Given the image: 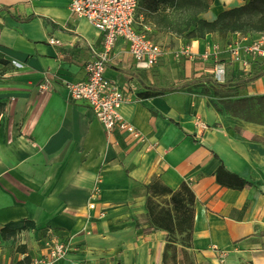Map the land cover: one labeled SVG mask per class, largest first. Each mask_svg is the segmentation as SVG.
<instances>
[{"label": "crops", "instance_id": "1", "mask_svg": "<svg viewBox=\"0 0 264 264\" xmlns=\"http://www.w3.org/2000/svg\"><path fill=\"white\" fill-rule=\"evenodd\" d=\"M70 1L0 0V264L41 256L51 238L70 241L59 264H162L167 232L146 220L155 181L172 192L185 184L193 195L196 264H219L215 249L225 252L223 264H264V124L221 114L181 89L203 83L233 89L237 99L264 96V60L244 73L221 53L226 82L216 84L212 58L167 52L152 69H137L120 41L105 76L127 97L119 113L144 141L108 135L61 83L83 80L101 47ZM244 3L214 0L199 18ZM222 42L208 35L189 45L199 54ZM45 80L49 91L40 93ZM19 232L25 248L16 252L9 236Z\"/></svg>", "mask_w": 264, "mask_h": 264}, {"label": "built area", "instance_id": "2", "mask_svg": "<svg viewBox=\"0 0 264 264\" xmlns=\"http://www.w3.org/2000/svg\"><path fill=\"white\" fill-rule=\"evenodd\" d=\"M138 0H71L70 10L76 16L86 19L100 34L101 47L93 50L91 59L85 65V78L81 81H64L68 99L86 106L110 135L117 131L124 133L134 142H143L144 136L119 113V106L127 101L120 89L105 76L106 66L118 42L126 45L137 69H152L165 54L161 45L147 36V27H140L137 18ZM225 53L244 73L256 62L264 60V34L250 39L226 40L215 43L202 53H193L190 45H183L173 52L175 58L194 60L201 58L214 61L212 81L226 82L225 67L219 56ZM16 68L22 65L12 62ZM40 93L49 91L47 80L38 84ZM68 239L51 238L45 252L31 260L30 264H59L70 253ZM219 264L224 263L225 252L216 250Z\"/></svg>", "mask_w": 264, "mask_h": 264}, {"label": "trees", "instance_id": "3", "mask_svg": "<svg viewBox=\"0 0 264 264\" xmlns=\"http://www.w3.org/2000/svg\"><path fill=\"white\" fill-rule=\"evenodd\" d=\"M212 2L213 0H138L137 18L141 24L139 28L149 23L158 33L172 34L186 39L187 42L184 45H188L193 39L202 40L206 35L214 33L219 34L224 41L230 40L225 38L235 33L242 35L264 34V0H250L241 6L223 10L212 21L200 19L199 15L207 11ZM156 94L155 92H144L140 94V97L148 98ZM252 101H255L256 106L260 109L258 121L250 119L247 114L249 107H254ZM229 107L232 109L231 114L236 117L264 124L260 119L264 114V96L255 99L252 97L236 99ZM150 187L151 185L148 191ZM180 192H184L188 199H193L190 189L185 184L181 185L179 190L174 193L179 194ZM149 204L150 198H147L146 218L151 227L155 226L154 229L166 231L167 234L175 228L179 233L188 231L191 236L193 230L192 210L190 213L176 211L175 215L167 212L161 218L162 222H158L155 219H150L152 211ZM5 232L6 230L3 229L1 235L4 236ZM29 262H31L29 258L25 257L17 264H30Z\"/></svg>", "mask_w": 264, "mask_h": 264}, {"label": "rangeland", "instance_id": "4", "mask_svg": "<svg viewBox=\"0 0 264 264\" xmlns=\"http://www.w3.org/2000/svg\"><path fill=\"white\" fill-rule=\"evenodd\" d=\"M249 1L250 0H245L244 4H246ZM146 27H147V31H146L147 36L155 43L161 45L165 53L168 52L173 54L174 51L178 50L180 47L184 45L185 42H187L186 39L177 37L172 34L158 33L154 29V27L149 23L146 24ZM208 35L221 38V36L217 33L208 34ZM208 35H206L202 40L206 39ZM191 41H195V39ZM222 41L224 42V40ZM176 63L178 64V67H182L184 65V63L180 61ZM187 83L188 82H185L184 85H181L182 92L188 94L195 93L201 95L205 99L207 107L212 108L213 110L221 114L230 115L232 113V109H230L229 106L232 104L234 100L237 99L235 93L236 91L230 88H221L213 84L205 85L203 83L195 85L194 88H196V86L199 87L197 90H195L193 89V86L186 87ZM257 97L260 96H256L252 98L255 99ZM251 103L253 104L254 107L252 108L249 107L247 114H249L250 119L254 121H258L259 120L258 115L260 113V109L258 106H256L255 101H252ZM260 119L261 121L264 122V114L261 115ZM170 191L159 182H153L151 184L149 195L147 197L150 198L149 207L151 208L150 210L152 211L150 219H155L158 222H162L161 218L167 212H169L171 215H175L176 211L178 212L181 211L186 213L191 212L192 200L188 199V197L184 192H180L179 194H177ZM146 220L148 221L147 218ZM154 228L155 226L151 227V229ZM17 231H21V229ZM21 240H23V236L21 232H19V234L14 233L13 235L9 236V242L11 247L14 249L13 251L19 252L23 248H25L24 245L19 243L21 242ZM49 240H47V243H49ZM34 258L29 257V260L31 261ZM162 264H196L193 256V252L191 251L190 236L188 231L179 233L175 228L170 230V233H168L166 236V244H165Z\"/></svg>", "mask_w": 264, "mask_h": 264}]
</instances>
